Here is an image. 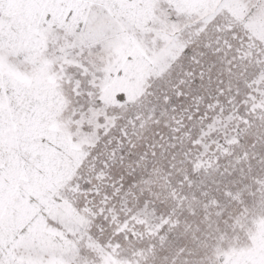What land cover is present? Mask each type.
I'll list each match as a JSON object with an SVG mask.
<instances>
[{
  "label": "snow or ice",
  "instance_id": "obj_1",
  "mask_svg": "<svg viewBox=\"0 0 264 264\" xmlns=\"http://www.w3.org/2000/svg\"><path fill=\"white\" fill-rule=\"evenodd\" d=\"M0 264H264V0H0Z\"/></svg>",
  "mask_w": 264,
  "mask_h": 264
}]
</instances>
